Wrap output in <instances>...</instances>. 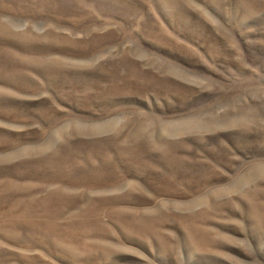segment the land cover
<instances>
[{"label":"rangeland","instance_id":"rangeland-1","mask_svg":"<svg viewBox=\"0 0 264 264\" xmlns=\"http://www.w3.org/2000/svg\"><path fill=\"white\" fill-rule=\"evenodd\" d=\"M0 264H264V0H0Z\"/></svg>","mask_w":264,"mask_h":264}]
</instances>
